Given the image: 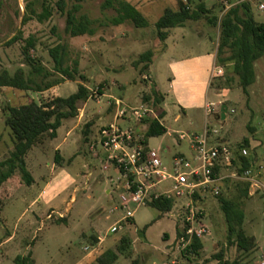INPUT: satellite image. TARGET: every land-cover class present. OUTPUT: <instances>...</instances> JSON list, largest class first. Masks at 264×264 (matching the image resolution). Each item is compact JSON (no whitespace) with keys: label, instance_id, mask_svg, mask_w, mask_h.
I'll return each mask as SVG.
<instances>
[{"label":"rangeland","instance_id":"rangeland-1","mask_svg":"<svg viewBox=\"0 0 264 264\" xmlns=\"http://www.w3.org/2000/svg\"><path fill=\"white\" fill-rule=\"evenodd\" d=\"M30 1L34 0H0L2 3L0 74L4 70L14 74L18 69L25 70L27 74L31 72V68L24 62L23 48L25 40L32 37L36 41V48L30 51V56L39 60L40 65L53 74L54 77L48 79V82L63 80L61 75L55 72L54 62L49 53V50L58 44L68 47V63L70 65L79 63L80 74L84 79L77 76L75 82L63 80L57 89L52 87L39 93L34 90L26 92L11 88L3 91L0 89V162L9 156L13 147L11 131L4 123V109L7 106L18 107L29 101L39 102L55 96L66 98L77 92L80 84L87 85L90 93L97 97L99 91L102 94L107 93L99 103L88 100L87 105L93 115L104 116L109 102L111 103V97H121L123 104L127 106L152 105L156 113H159V108L161 110L164 108L167 115L162 120V124L168 132L181 131L197 135L204 133L203 119L200 125L191 126L188 117L170 107L169 97H165L164 107L154 104L156 100L152 93L154 90L152 84H157L165 95L169 88V73L161 59L163 44L158 38L156 22L166 8L179 11L180 4L183 3L192 12L198 10L200 5H204L210 14L202 12L200 20H189L187 23L197 22L196 31L204 32L211 38L213 41L211 47L216 52L217 61L221 30L219 25H211L207 16L217 17L220 22L228 11L221 0H126L136 4L138 10L147 18L146 28H136L131 22L115 26L112 20L117 14L112 9L102 8L104 0H87L82 3L80 14L87 15L93 20L94 34L80 37L66 34V17L58 11L55 1L50 2L53 15L49 20L41 23L34 18L23 25L26 5ZM41 2L42 0L35 5L39 13L42 11ZM261 3H264V0H251V15L255 21L264 23V10L259 9ZM70 6L69 2L68 8ZM19 31L22 32V40L9 44L13 37L19 35ZM202 45L194 44L192 47L200 51L201 48H206L204 44ZM149 51L154 53V58L148 72V69H144L146 62L140 60V57ZM255 73L256 82L248 88L247 93H244L232 67L230 66L227 71L223 68L222 73L213 79L210 99L217 103L218 116L221 114V106L227 105V119L223 121L208 117L207 120L212 130L218 132L213 136L218 138L217 143H227L231 148L236 149L245 138L251 139V149L245 148L247 157H251V154L254 157L250 175L239 174L236 166L225 167L221 172L223 179L218 184V188L221 197L238 203L245 214L243 230L247 236L255 237L256 241L258 239L260 245L257 242V247L259 245L262 249L256 247L254 251L245 254L240 252L235 244L228 245L226 217L219 197L211 194H208L202 205L206 210V224L213 234L212 237L203 240L204 250L198 255L181 252L174 244L176 225L184 208L180 200L175 203L172 212L166 214L151 206L133 207L135 210L133 221L122 223V228L118 232L110 233V228L124 215L122 210L113 211L115 207L120 206L123 180L118 181L120 175L114 167L105 170L104 164L96 159L93 160L90 151L79 157L73 166H66L73 176H77L78 188L74 193L76 199L70 210L67 211L66 202L70 200L71 190L65 194V201L62 199L55 203L56 216L48 218L47 207L45 210L39 205L28 207L43 188L44 177L48 178L50 175L48 164L54 163L55 147L67 138L70 150L63 155L68 157L78 151L79 146L88 145L84 144L85 125L79 124L76 120L66 124L67 130L73 129L69 136L63 125L56 142L46 139L43 145L39 146L40 148L34 147L26 158L36 184L28 187L23 183L25 187L21 194L27 193L26 201L24 198L19 199L18 194L6 201L0 217L1 238L7 231L15 230L18 235L10 245L3 248L4 251L0 253V264H16L15 259L18 256L29 257L33 264H100L98 258L109 249L114 250L119 256L114 264H134L135 261L137 264H218L214 258L222 249L225 251V259H239L243 264H262L264 261V57L255 63ZM145 76L150 77L144 79ZM109 106L112 110L110 114H113L115 108L112 107V103ZM179 114L181 119L177 122L175 118ZM108 119L113 121V116L108 115L106 120ZM124 123L123 125L141 128L140 123L134 120L129 122L130 124ZM103 124L104 122L95 126V134ZM145 131L146 129L140 130L138 134L143 136ZM92 138L91 142L94 141ZM149 145L156 149L161 148V157L168 166L172 165L171 156L176 152L184 154L190 160L196 158V153L190 149L188 141L179 140L175 135L165 134L151 138ZM95 151L104 155L103 150L95 148ZM15 176L20 178L21 175L15 173ZM19 180L21 181V178ZM246 189L247 195L244 194ZM35 212L39 219L33 216ZM60 217L65 218V222L58 221ZM147 225L150 226L146 236L143 237L141 231ZM124 236L131 239V244L125 247L124 252L119 253L118 249ZM99 237L103 239V243L99 244ZM94 238L98 241L95 242ZM232 240L235 243V239Z\"/></svg>","mask_w":264,"mask_h":264},{"label":"trees","instance_id":"trees-1","mask_svg":"<svg viewBox=\"0 0 264 264\" xmlns=\"http://www.w3.org/2000/svg\"><path fill=\"white\" fill-rule=\"evenodd\" d=\"M51 1H55V6L58 11L66 17V34L71 37L94 34L93 20L87 15L80 14L82 3L87 0H42V11L40 13L35 7L37 3H40V0L30 1L26 5L23 25L34 18L41 23L49 20L53 15ZM69 2L71 3L70 8H68ZM1 4L0 2V6ZM180 5L179 11L166 8L164 14L156 22L158 38L161 42L167 39V31L184 26L189 20H200L202 18V12L210 14V11L206 10L204 5H200L198 10L192 12L186 4L181 3ZM102 8L104 10L112 9L116 12L117 15L112 20L115 26L131 22L136 28L148 27L147 18L129 1L104 0ZM251 14V4L250 2H246L230 8L220 22H218L217 17L213 16L210 18L207 16L208 22L214 26L219 25L221 30L220 44L217 51V67L224 68L227 71L231 66L234 74L239 79L244 93H247L248 88L256 82L255 63L264 57V23L255 21ZM18 40H22V32L20 31L18 36L13 37L9 41V44H13ZM35 48L36 41L34 38L30 37L25 40L23 57L25 64L31 68V72L27 74L25 70L18 69L14 74H11L9 71L4 70L0 74V89L2 91L11 88L26 92L34 90L36 93H39V91H45L60 85L63 80L76 81L77 76L84 79V76L80 74L79 63L76 62L74 65L68 63V47L64 44H58L51 48L49 53L54 62L55 72L60 74L63 80H52L48 82L47 80H50V78L54 76L40 65L39 60L30 56V51ZM153 58L154 53L150 51L140 57V60L146 62L144 69L147 70L149 68ZM40 78H42V80H38ZM152 93H154L156 100L154 104L160 106L163 102V97L155 90H153ZM92 95L93 93H90L89 89L81 84L77 92L66 98L61 96L48 97L39 102L29 101L18 107L7 106L4 109V123L11 131L13 147L9 156L0 162V216L4 205L1 196L3 185L14 177L15 173L21 175V181L26 186H31L33 184L34 178L27 169L25 161L27 154L34 147L43 144L46 139L53 140L57 138L58 129L61 127L63 121L75 118L78 115L79 104L87 101ZM158 118L148 117L143 120V123L147 124L146 131L143 135L144 140L142 142L145 151H148L149 139L167 134L166 127L160 122L163 116H158ZM210 129L212 128L210 127ZM251 144V139L245 138L238 148H231L233 153L231 167L233 168V166H236L241 175H244L246 171H250L254 165V157L252 154L251 157H247L248 154H242L243 150H246L245 148L251 149ZM61 161V158L57 155L55 158L56 164L62 165ZM225 167L229 168L225 165L217 166L214 170L215 174L221 175ZM219 194L221 195V193ZM219 194L216 196L219 197V202L228 224V245L233 246L235 244L237 249L245 254L254 251L257 247L256 238L247 236L243 230L244 212L240 209L238 203L221 197ZM244 194H248L247 189L244 191ZM194 198L197 205H202L205 201L199 194H196ZM175 203L176 201L174 198H165L161 196L157 199L152 198L148 202V206L166 214L172 212ZM58 221L65 222V219L60 218ZM130 221L132 222L133 220ZM149 226L150 225H147L141 231L143 237ZM233 238L235 239V243H233ZM94 240L95 242L98 241L95 238ZM130 244V238L127 236L122 237L118 252H124L125 247L130 246ZM202 250H204L203 241L195 238L194 244L189 250L184 251V253L198 255ZM224 254L225 251L222 249V251L215 256L214 260H217L218 264H243L239 259H225ZM118 258V254L114 250L109 249L98 258V262L100 264H114ZM15 263L33 264L29 257L23 256H18L15 259ZM134 264H137V261H135Z\"/></svg>","mask_w":264,"mask_h":264},{"label":"built area","instance_id":"built-area-1","mask_svg":"<svg viewBox=\"0 0 264 264\" xmlns=\"http://www.w3.org/2000/svg\"><path fill=\"white\" fill-rule=\"evenodd\" d=\"M221 1L229 10L251 0ZM259 9L264 10V3ZM216 69L220 75L222 69ZM114 104V121L101 128L97 142L91 143L90 146L92 151H95V148L103 150L107 166L118 171V181L123 180L120 206L115 207L113 211L122 210L124 215L110 228V233L118 232L122 223L133 220V207L148 206L152 198L163 196L183 202L184 208L176 225L174 241L178 250H189L195 238L201 241L210 238L211 229L206 224V210L203 205H197L194 196L199 194L206 200L208 194L216 196L220 193L218 184L223 178L215 174L214 170L219 165L231 166V147L226 144H211L210 137L218 132L206 124L202 135L178 133L180 140L188 141L190 149L196 153V158L190 160L186 156L176 157L172 165L168 166L155 149L148 147V151H145L142 144L144 139L136 132L134 126L122 125L126 121L142 123L145 118H157L154 109L146 105L127 106L120 99H115ZM211 112L208 109V113ZM242 154L247 155V151L243 150ZM250 173L251 171H246L244 176ZM163 185L165 187H162Z\"/></svg>","mask_w":264,"mask_h":264},{"label":"crops","instance_id":"crops-1","mask_svg":"<svg viewBox=\"0 0 264 264\" xmlns=\"http://www.w3.org/2000/svg\"><path fill=\"white\" fill-rule=\"evenodd\" d=\"M130 3L135 5L139 9V7L136 4L132 2ZM197 28H198L197 22H192L189 24L187 23L184 26L176 27V28H173L167 31L168 32L167 39L164 42H161L163 44V48H162L163 54L161 55V59L166 65V69L169 73V77H168L169 88L167 90V95L162 93L160 87L157 86V84H152V88L163 97V102L160 106L164 107V105L166 104L165 97L166 96L169 97L170 107L177 110L179 113L185 115L186 117H188L190 120L189 123L191 126L196 127L197 125H200L201 119H203L202 124H203V131H204L206 124L210 126L207 120L208 117H213L216 120H221V119H218L220 116L217 115L218 113L216 110L217 103L214 101H211L210 99L211 90H212L211 85L213 83L214 77L217 76L218 73L216 69L217 68L216 52L211 47L213 44V41H211V38L207 36L206 33L197 32L196 31L198 30ZM197 37L199 40H201L200 41L201 43L198 42L199 40H197ZM194 44H196L197 46H200V44L201 45L204 44L206 48L205 49L201 48V50L198 51L197 49H194L192 47ZM207 44L210 45V47H208ZM152 63L150 64L148 68V72L150 71ZM149 77L150 76H145L144 79L146 78L149 79ZM66 81H69V80H66ZM60 85H57L53 88L57 89ZM85 86L90 90V88L87 85ZM218 91L220 92V90ZM99 93H100L99 94L100 98L95 95H92L88 100L91 99V100L96 101L97 103L101 102V100H103L107 96V93L103 92L102 94L101 91H99ZM93 97L97 99H94ZM115 99H120L123 101V98L121 97H111L112 107L114 106V108H115V104H114ZM88 100L79 104L78 115L75 118L68 119V122L66 120L63 121L61 127L58 129L57 138L50 141V142H56V140L59 137V130L62 128L63 125H64L65 130H67L66 124H68L71 121L78 120L79 124L84 123L85 125V129L83 132L85 134L84 144H88V145L79 146L78 151H76L72 155H68V157H65L63 155L67 151L70 150V145L68 143L67 138L64 139L61 144L57 145L56 147L54 146L55 147L54 151L56 152L55 158L57 155H59V157L62 160L61 161L62 165H57L55 162V159H54V163L48 164V167L50 169V175L48 178L44 177L45 179H43L44 180L43 188L39 191L38 195L35 196L33 201L28 205V207H34V206L39 205L42 207V209L44 208V210L47 207L49 209L47 211L48 218L52 217L53 215L55 216L57 215L55 203H57L59 200H62V199L63 201H65V194H67L70 190L72 191V195L70 197V200L66 202L67 211L70 210L73 202L75 201L76 198H75L74 193L77 192V188H78L77 187V176H73L67 169L68 167L73 166V164L79 157L84 156V153L88 154L89 153L88 151H90L92 154L93 160L96 159L98 162H101V164H104L103 168L105 170H108L110 168L109 166H107L106 161L104 160V155L97 154L96 151H92L89 147V144L94 143V142L96 143L98 140L99 131L101 130V128L114 121L115 111L113 112V114H110L112 110H110L109 105H111V103L109 102L108 108L106 110V114L104 116H102L101 114L93 115L88 108V105H87ZM208 109L211 110L213 113L212 112L208 113ZM159 110H160L159 113H156L157 118L158 116L162 115L164 119L167 115V111L164 108L162 110L159 108ZM108 115L109 117L110 115L113 116V121H109V119L106 120V117H108ZM163 119H161L160 121L161 123ZM180 119H181V115L179 114L178 116H176L175 120L177 122H180ZM226 119H227V116L225 120ZM103 122L104 124L101 125V127L98 130V133L95 134L94 132L95 126H97L99 123L102 124ZM124 124H130V123L129 121H126ZM140 125H141V128H139V126H135L137 133L140 132V130H145L147 128V125L143 122L140 123ZM123 126L128 127V125H123ZM70 132L72 133L73 129L67 130L68 136L70 135ZM178 133H181V131L180 132L179 131L168 132L167 130L168 136L175 135L179 138ZM213 136L214 135L210 137L211 144H218L217 143L218 138H214ZM91 137H93L92 139H94V141L92 142L90 140ZM149 140H148V147L152 149L153 147L149 145ZM224 144L228 145L227 143H224ZM42 145L43 144H41L40 146ZM153 149L158 151L161 156V148H157V149L153 148ZM29 153L27 154L26 158L29 156ZM183 156L185 155L180 152H176L175 154L171 156L172 163H173L174 158L183 157ZM26 158H25V161H26ZM162 160L165 163L164 159ZM26 164H27V161H26ZM231 166H228V167L230 168ZM27 169L29 170L28 164H27ZM29 172L31 173L30 170ZM31 175L33 176L32 173ZM19 179L20 178L18 176H14L7 183L3 185L1 189V196H2L3 204H4L3 209L6 204V201L14 198L16 194H18L19 199L24 198V201H26V198H28L27 193L25 191H24L25 193L21 194L22 189L25 187V185ZM34 184H36L35 178L31 186H33ZM31 186H28V187H31ZM116 187L119 188V186L117 185ZM3 209H2V212H3ZM33 216L39 219V216L36 214V212L33 213ZM30 222H32V220H30ZM212 234L213 232L211 231V237H212ZM17 235L18 234L16 233L15 230H13V232L7 231L3 238H1V235H0V253L4 251L3 249L4 247L10 245V243L17 238ZM98 239H99V244L103 243L102 238L99 237ZM257 242L260 245V242L258 239H257ZM259 245L258 247L262 249L261 246Z\"/></svg>","mask_w":264,"mask_h":264},{"label":"water","instance_id":"water-1","mask_svg":"<svg viewBox=\"0 0 264 264\" xmlns=\"http://www.w3.org/2000/svg\"><path fill=\"white\" fill-rule=\"evenodd\" d=\"M221 114H220V119L221 120H225V118H226V114H227V112H228V107H227V105L226 104H223L222 106H221Z\"/></svg>","mask_w":264,"mask_h":264}]
</instances>
